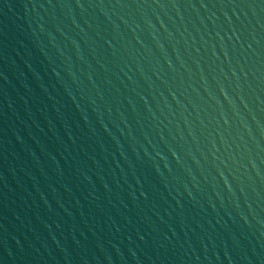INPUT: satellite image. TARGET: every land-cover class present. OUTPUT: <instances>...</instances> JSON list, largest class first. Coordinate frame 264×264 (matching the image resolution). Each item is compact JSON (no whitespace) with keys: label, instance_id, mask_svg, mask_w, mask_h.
<instances>
[{"label":"water","instance_id":"obj_1","mask_svg":"<svg viewBox=\"0 0 264 264\" xmlns=\"http://www.w3.org/2000/svg\"><path fill=\"white\" fill-rule=\"evenodd\" d=\"M0 264H264V0H0Z\"/></svg>","mask_w":264,"mask_h":264}]
</instances>
